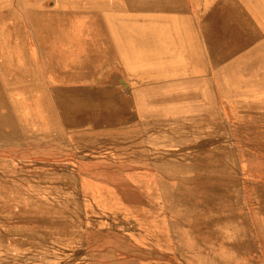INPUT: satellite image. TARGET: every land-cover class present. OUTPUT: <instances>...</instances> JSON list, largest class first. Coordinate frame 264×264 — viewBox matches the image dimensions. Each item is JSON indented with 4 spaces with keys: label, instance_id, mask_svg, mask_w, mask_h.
<instances>
[{
    "label": "rangeland",
    "instance_id": "obj_1",
    "mask_svg": "<svg viewBox=\"0 0 264 264\" xmlns=\"http://www.w3.org/2000/svg\"><path fill=\"white\" fill-rule=\"evenodd\" d=\"M112 1L0 0V264H264V0L193 10L178 68Z\"/></svg>",
    "mask_w": 264,
    "mask_h": 264
},
{
    "label": "crops",
    "instance_id": "obj_2",
    "mask_svg": "<svg viewBox=\"0 0 264 264\" xmlns=\"http://www.w3.org/2000/svg\"><path fill=\"white\" fill-rule=\"evenodd\" d=\"M134 2L136 3L134 15H125L121 5L117 7L116 4L111 7V10H116V15L113 11L105 13L106 18H110L108 26L114 32L112 40L117 42L116 47L122 50L124 62L127 65H141L145 57V68H178L176 67L178 50L189 57L192 56L189 51L196 53V60L201 57L199 51L202 42L194 29V22H199L193 19L192 11L203 8L215 11L225 0L215 2L211 7L208 0H134ZM128 48L129 52H123ZM131 53L141 57L133 59L134 55ZM187 61L190 64L193 62L191 57Z\"/></svg>",
    "mask_w": 264,
    "mask_h": 264
},
{
    "label": "bare ground",
    "instance_id": "obj_3",
    "mask_svg": "<svg viewBox=\"0 0 264 264\" xmlns=\"http://www.w3.org/2000/svg\"><path fill=\"white\" fill-rule=\"evenodd\" d=\"M237 61V60H236Z\"/></svg>",
    "mask_w": 264,
    "mask_h": 264
}]
</instances>
